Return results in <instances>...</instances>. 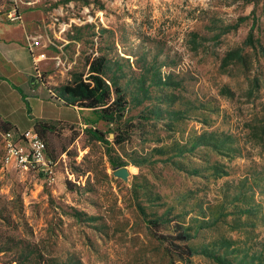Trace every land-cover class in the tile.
<instances>
[{
	"label": "rangeland",
	"instance_id": "rangeland-1",
	"mask_svg": "<svg viewBox=\"0 0 264 264\" xmlns=\"http://www.w3.org/2000/svg\"><path fill=\"white\" fill-rule=\"evenodd\" d=\"M17 2L0 15L18 7L40 26L18 52L26 75L0 71V114L22 147L35 122L52 125L53 167L8 163L0 116V264H186L141 210L159 234L192 226L194 248L229 238L228 259L264 256V0ZM101 56L128 103L115 124L56 97Z\"/></svg>",
	"mask_w": 264,
	"mask_h": 264
},
{
	"label": "trees",
	"instance_id": "trees-1",
	"mask_svg": "<svg viewBox=\"0 0 264 264\" xmlns=\"http://www.w3.org/2000/svg\"><path fill=\"white\" fill-rule=\"evenodd\" d=\"M87 65L89 69L87 76L80 75L73 83L56 89L55 91L58 93L56 97L66 106L73 107L78 111H91L98 117L99 121L115 124L124 117L127 108L128 103L124 90L116 80L109 79L108 60L105 57L88 59ZM20 94L22 95L21 91ZM1 127L6 134L12 133L13 130L18 132L17 128L9 122L1 121ZM32 130L44 140L53 133L54 127L46 122L37 121L34 123ZM75 135L77 137L78 133L76 132ZM206 135L201 136V145L220 151V147L223 145H220L219 141H207ZM94 136L98 141H104L102 133L95 131ZM123 141H118L117 144H121ZM228 148H231V146L229 145ZM141 212L147 220L148 228L153 232L154 237L167 245L171 258L179 259L186 264H193L191 259L195 255H202L217 264H235L238 258L242 256L241 251H236L233 254H238L237 257L232 259L226 257L229 255L230 250L238 244V241L229 238L221 240V250L224 251L221 253L211 251L208 248H194L191 245V242L195 240L192 226L185 227L180 223H176L173 227L174 233L169 235L159 234L162 227L160 220H149L146 213L143 210ZM240 214L248 215L250 213L249 211H243ZM233 250L235 249H232V252ZM251 262V264H264V256H254ZM237 264L246 263L242 258Z\"/></svg>",
	"mask_w": 264,
	"mask_h": 264
},
{
	"label": "crops",
	"instance_id": "crops-1",
	"mask_svg": "<svg viewBox=\"0 0 264 264\" xmlns=\"http://www.w3.org/2000/svg\"><path fill=\"white\" fill-rule=\"evenodd\" d=\"M2 1L4 5H7L8 2H11V0H2ZM21 3L22 1H20V4ZM17 9L18 7L12 10H7L5 13L3 14L1 13L0 15V60L1 59L3 60L0 63H2L3 66L8 67L7 70H5L4 67H2L0 71L9 74L12 77L13 76L16 77L18 75L19 76L26 75V72L28 70L21 67L22 65L21 62L23 59L19 58V55H21L19 53L23 52L25 49L27 50V48H25L26 45L29 46L32 45V44L30 45V43L28 44V41L26 40L29 37L28 30L40 26L39 22L38 23L32 22L31 15L30 17H28V14L24 13L23 16L20 14V11H17ZM15 11L17 18L13 19V16L15 15ZM19 29L21 30V32H19ZM23 45H25V47H23ZM39 50L40 49H37L36 51L40 53ZM34 54L35 52L32 51L31 56H36ZM4 79L6 80V78L2 75L0 80L1 84L4 83L5 81ZM0 116L3 120H7L8 122L12 123L10 120H8V118L2 116V114H0ZM13 126L17 127L15 124H13Z\"/></svg>",
	"mask_w": 264,
	"mask_h": 264
},
{
	"label": "built area",
	"instance_id": "built-area-1",
	"mask_svg": "<svg viewBox=\"0 0 264 264\" xmlns=\"http://www.w3.org/2000/svg\"><path fill=\"white\" fill-rule=\"evenodd\" d=\"M14 6L18 5L17 0H11ZM13 18H17L16 11ZM30 41V38H27ZM26 138L25 147L15 145L13 140L16 135L8 133L5 135V139L8 142V157L7 162H16L19 166L27 168L28 166L37 168L44 173H51L53 162L47 155V148L42 139L32 130H28L22 135Z\"/></svg>",
	"mask_w": 264,
	"mask_h": 264
}]
</instances>
